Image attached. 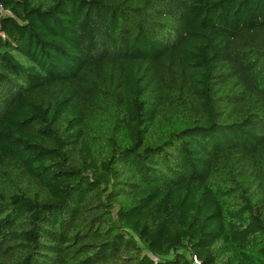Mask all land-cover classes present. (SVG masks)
Returning <instances> with one entry per match:
<instances>
[{
    "label": "trees",
    "instance_id": "1",
    "mask_svg": "<svg viewBox=\"0 0 264 264\" xmlns=\"http://www.w3.org/2000/svg\"><path fill=\"white\" fill-rule=\"evenodd\" d=\"M264 264V0H0V264Z\"/></svg>",
    "mask_w": 264,
    "mask_h": 264
},
{
    "label": "built area",
    "instance_id": "2",
    "mask_svg": "<svg viewBox=\"0 0 264 264\" xmlns=\"http://www.w3.org/2000/svg\"><path fill=\"white\" fill-rule=\"evenodd\" d=\"M193 260L194 264H201L200 260L196 256L193 257Z\"/></svg>",
    "mask_w": 264,
    "mask_h": 264
}]
</instances>
